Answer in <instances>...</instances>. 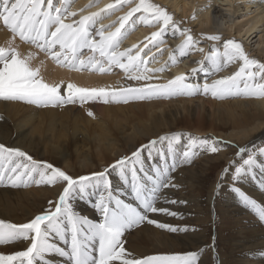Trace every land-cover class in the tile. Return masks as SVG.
Returning <instances> with one entry per match:
<instances>
[{"label": "bare ground", "instance_id": "obj_1", "mask_svg": "<svg viewBox=\"0 0 264 264\" xmlns=\"http://www.w3.org/2000/svg\"><path fill=\"white\" fill-rule=\"evenodd\" d=\"M221 1L223 4H217V0L157 2L171 14L181 30L187 29L194 40L203 41L204 53H209L213 42L202 38L207 36L209 26L211 30L225 34L227 25L229 29L252 36L258 24L264 22V5L261 3H257L261 10L256 15L236 22L234 4L232 6L234 0ZM114 2L115 0H78L72 2V10L78 9L89 15ZM196 2L204 10H200L198 23L194 24L185 18L196 7ZM248 7L245 5L244 9L248 10ZM114 11L102 13L99 25L108 23L105 14L114 13L112 16H116ZM152 23L155 24V21L150 20L146 24ZM148 31L143 27L134 31L130 37L127 35L128 38L119 46V51L123 52L121 47L142 38ZM183 39L179 33L173 36L170 30L164 38L169 48L162 53L165 61L161 67L164 70L147 73L153 77L152 80L132 81L123 69L121 73H108V68L112 65L109 66L98 53H95L96 59L99 58L100 62L94 63L96 67H93L88 58L83 65L80 61L84 58H79V61L76 59L77 67H71L67 62L58 64L47 52L35 45L21 41L18 36L13 38L12 33L0 24V47L7 48L11 44L20 57H28L30 67L38 72L42 81L59 85L62 95L69 84L86 89L104 88L111 92L144 83H165L177 75L190 73L192 69L199 67L197 62L203 60L204 53L192 50L186 56H181L179 46ZM256 41L258 47L264 48V30ZM216 47L222 51V48ZM86 53L91 55L89 50ZM261 53L264 54V49ZM156 55L146 58V64L142 67L156 70L159 61L154 58ZM173 58L177 61L175 64L172 63ZM259 59V63H264L262 57L259 56ZM152 61L154 62L151 64ZM238 65L239 61L229 63L217 72L210 62H205L206 71L192 73L189 82L202 86L206 79L210 83L211 80L232 75L238 70ZM101 67L105 71L101 72ZM108 100L105 103L101 98L87 101L76 98L74 103L47 107L24 101L0 100V144L18 148L33 160L50 163L67 175L78 178L103 171L117 159L130 155L138 147L160 135L182 134L181 143L188 136L206 138L209 143L218 141L220 143L216 153L205 149L194 156L190 163L179 164L170 175L171 185L174 186L159 190L154 206L167 209L168 213L175 215L164 212L147 214L149 219L176 228L177 231L171 232L145 221L128 230L124 237V247L136 258L195 252L196 264H264V220L253 208L246 207L232 191L231 174L234 173V168L222 179V169L229 166L238 148L259 151L260 148L255 147L264 141V97L239 94L217 99L211 94H195L167 99L129 100L128 103L122 102L123 104L114 102L110 96ZM89 112L92 113L91 116L88 115ZM143 158L149 170L160 163L155 152L152 158L147 153H144ZM34 175L35 179H39L38 175ZM262 180L264 176L257 170L255 176L236 182L241 191L260 207H264ZM110 181L114 194L136 206L119 170L111 174ZM60 191V184L37 185L34 180H30L26 186L12 187L5 181L0 184V220L14 224L29 222L48 208L49 201L55 202ZM73 205L80 215L99 221L100 217L88 201L77 199L73 201ZM53 240L59 246L66 247L58 239ZM27 244L28 242H14L0 245V254L26 250ZM45 259L49 264H67L66 257L56 254H46ZM114 264L120 262L116 261Z\"/></svg>", "mask_w": 264, "mask_h": 264}, {"label": "snow or ice", "instance_id": "obj_2", "mask_svg": "<svg viewBox=\"0 0 264 264\" xmlns=\"http://www.w3.org/2000/svg\"><path fill=\"white\" fill-rule=\"evenodd\" d=\"M124 5L129 6V11L119 18V27L114 31L106 32L108 26L105 25L96 27L102 13L118 10ZM136 13H140L139 19L145 23L150 22L149 18L155 21L158 30L146 38L148 43L135 54L131 49L121 52L119 44L127 35L126 25ZM76 15V12L67 10L63 0L60 6L54 4L53 0H0V24L12 33L13 38L18 36L21 41L35 45L47 52L58 64L67 62L71 67H77L75 61L80 50L88 49L91 53H98L109 65L123 69L128 79L149 81L153 77L147 73L163 71L164 67L156 70L142 67L146 61L141 53L144 49L151 51L150 45L158 48L170 30L173 36L179 33L184 37L179 46L181 56H186L192 50L204 53L203 48H196L199 41L193 39L189 30H181L171 15L149 0H139L134 7L129 4V0H115L114 4L81 16L78 21L65 22L66 18ZM206 39L221 42L219 35H209ZM57 45L59 51L55 50ZM91 59L94 57L89 62ZM237 61L238 70L232 75L211 80L210 83L206 79L202 86L189 82L192 73L206 71L205 62H210L218 72L222 67ZM176 62L173 58L172 63ZM84 63V60L80 61L81 65ZM197 63L199 67L192 69V72L177 75L165 83H144L111 92L104 88L86 89L69 84L62 95L59 85L43 82L38 72L30 67L29 58L20 57L9 44L7 48L0 47V100L24 101L47 107L74 103L76 98L81 101L101 98L108 103L109 96L114 102L123 103H128L129 100L167 99L195 94H211L217 99L239 94L264 97V82H261L264 81V63L250 58L240 42L234 39L223 40L222 51L213 45L212 50L204 53L203 60ZM93 67L96 65L93 64ZM100 71H105V68L101 67ZM88 115L91 116L92 113L89 112ZM182 140L183 136L179 133L160 135L141 145L130 155L117 159L103 171L78 178L67 175L50 163L33 160L18 148L0 144V184L7 181L9 186L18 187L26 186L30 180H34L37 185L60 184L62 187L55 202L49 201L48 208L29 222L14 224L0 220V245L28 242L26 250L16 251L14 254H0V264H49L45 259L46 254L66 257L67 264H114L116 261L120 264H196L195 252L136 258L124 247V237L128 230L145 221L171 232L177 231L176 228L149 219L147 214L168 213L167 209L157 208L154 204L159 190L171 185V173L179 164L190 163L194 156L205 149L216 153L220 143H209L206 138L193 136H188L183 143ZM153 152L160 163L149 170L143 156L147 153L152 158ZM245 155L247 158H244ZM261 157H264V148H260L258 152L249 151L245 147L238 148L229 166L222 169V179L234 168V173L231 174L232 191L246 207L253 208L264 220V207H260L255 200L245 195L236 183L255 176L257 170L264 176V159ZM117 170L120 171L123 182L128 185L136 206L113 193L110 176ZM34 174L39 179H35ZM261 184L264 185V180ZM77 199L88 201L100 217L98 222L75 210L73 201ZM53 238L66 247L59 246Z\"/></svg>", "mask_w": 264, "mask_h": 264}, {"label": "rangeland", "instance_id": "obj_3", "mask_svg": "<svg viewBox=\"0 0 264 264\" xmlns=\"http://www.w3.org/2000/svg\"><path fill=\"white\" fill-rule=\"evenodd\" d=\"M76 1H78V0H63V2L66 3L67 10L69 12H76L77 13V15L74 16V17H68V18H66V22L67 23H71L73 20H77L78 21L81 16H86L84 14L85 12H83V11H78V9H73L72 10L73 3H75ZM113 1L114 0H109V2H113ZM157 1L156 0H152V1L149 0L150 3L155 4V5H158L159 7L163 8L166 11V9L162 5H159ZM248 1H251V2L250 3H246ZM53 2L57 6H60V4L62 3V0H53ZM138 2H139V0H129V4H131V6H133V7ZM197 3L198 2H196V7H194L190 12H188L189 15H187V18H185L190 23H193L194 22V24L198 23L197 20H199L198 19V17H199L198 15H200V13H201L200 10H204V8H201V6L200 5H197ZM218 3L223 4V1L217 0V4ZM227 3H230V1L229 2H225L224 5L227 4ZM257 3H261L262 5H264V0H234V3H232V6L234 4L233 9H234V16L236 17L235 18L236 22H238V21L239 22L245 21V19L251 18L254 15H256V13L261 10V9H259V5H257ZM245 5L249 6L248 7V10H245L244 9ZM233 9H232V17H233ZM122 10H123V12H122ZM128 11H129V6L128 5H124V6L120 7L118 10H115L114 11L116 13V16H112L114 13L113 14L112 13L105 14L104 16H106V18L108 19V21H107L108 23L105 24V26H108V27L105 29V31L107 32L109 30H111V31L114 30L119 25V18L121 16L125 15ZM178 12H180V10ZM168 14L171 15L170 13H168ZM139 15H140V13L134 14V17L131 18L130 21H129V23H128V25H126V27H127V35L130 37L134 31H138L139 29H141L143 27H145L146 30L148 29L149 31L146 32L142 38H140V39H138V40H136V41H134L132 43H128V44L126 43V46L121 47V49H124L123 51H125V50H127V49L130 48L132 50V53L133 54H135V52L138 49L143 48L144 47V44L148 43V40L146 38H149L151 36V33L152 32L158 30V24L156 22H155V24L152 23L151 25H147L144 21H141L139 19ZM149 19L151 20V18H149ZM99 21H100V19L98 20V23H97L96 26H100L99 25L100 24ZM153 25H156V26L153 27ZM198 27H199V25H198ZM229 28L230 27L226 25V33L225 34H222L221 32H217L216 30H211V28L209 26L207 28V30H206V33H207V36H209V35H219L221 37V42H213L212 41L213 42V45H216V46L222 48V41L223 40H226V39H234L235 41L240 42L242 44V46H243L246 54L248 56H250V58L257 60L258 62H260L259 56L264 59V54L261 53V50L264 49V48H261V46L258 47L257 46V41H256V39L258 38V35H260L263 32V30H264V22H261V23L258 24V27L255 29L254 34L252 36L244 35L243 33H239L237 31L233 30V28L232 29H229ZM127 35L121 40L119 46L122 43H125L126 42V39L128 38ZM254 35H256V36H254ZM207 36H202V38L203 39H206ZM162 44L165 45V46H163ZM162 44H160L158 46V48L150 45L149 47L151 48V51H149L148 49H144V52L141 53V56L144 59H146V58L147 59H150L151 56L157 54L156 57H154L155 59H159V61L157 62L158 65L156 64L157 69H160L161 68V65L165 61L162 53L165 52L166 50H169V48L166 46L165 42L162 43ZM133 45H135V46L137 45L136 46L137 48L135 47L136 48L135 49L133 47ZM202 45H203V41L202 42L199 41V43L196 44V46H199V47H197V49L203 48ZM165 47H166V49H165ZM55 50L56 51H59V50H57V46H56ZM86 50H88V49H81L80 50V52H82V53H79L78 58H77L78 59L77 61H79L81 58H84L83 60H86L87 61V58L90 59L93 56L94 59L91 61V64H94L96 62L97 63L100 62V61H98L99 58L96 59L97 58L96 57L97 56L96 54H94V53H91V55H90V53H86L85 54V51ZM145 53H147V55H145ZM87 54H89V55H87ZM83 56H85V57H83ZM153 62L154 61H152L150 63L152 64ZM150 63H148V64H150ZM102 64L103 65H107V63H102ZM109 66H111V65H109ZM115 71L118 72V73H121L122 72V69H120L116 65H112L111 67L108 68V73H112L113 74V73H115ZM121 75H122V77L124 76V74H121ZM125 76H127V75H125ZM140 101H142V100H140ZM17 102H19V101H17ZM121 104H123V103L121 102ZM263 147H264V141L262 143H260L258 146H256L255 149H257V148H263ZM246 157L247 156L245 155L244 158H246Z\"/></svg>", "mask_w": 264, "mask_h": 264}]
</instances>
